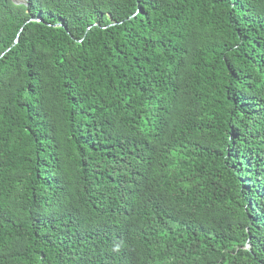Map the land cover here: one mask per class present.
Returning a JSON list of instances; mask_svg holds the SVG:
<instances>
[{
    "label": "trees",
    "instance_id": "trees-1",
    "mask_svg": "<svg viewBox=\"0 0 264 264\" xmlns=\"http://www.w3.org/2000/svg\"><path fill=\"white\" fill-rule=\"evenodd\" d=\"M0 264H264V0H0Z\"/></svg>",
    "mask_w": 264,
    "mask_h": 264
},
{
    "label": "rangeland",
    "instance_id": "rangeland-1",
    "mask_svg": "<svg viewBox=\"0 0 264 264\" xmlns=\"http://www.w3.org/2000/svg\"><path fill=\"white\" fill-rule=\"evenodd\" d=\"M15 3H22L24 0H13Z\"/></svg>",
    "mask_w": 264,
    "mask_h": 264
}]
</instances>
